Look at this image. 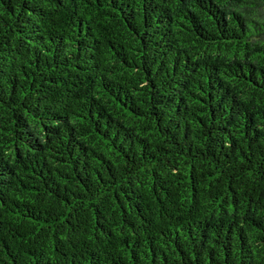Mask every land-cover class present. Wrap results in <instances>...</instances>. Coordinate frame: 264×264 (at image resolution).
I'll return each instance as SVG.
<instances>
[{"label": "trees", "instance_id": "trees-1", "mask_svg": "<svg viewBox=\"0 0 264 264\" xmlns=\"http://www.w3.org/2000/svg\"><path fill=\"white\" fill-rule=\"evenodd\" d=\"M0 264H264V0H0Z\"/></svg>", "mask_w": 264, "mask_h": 264}]
</instances>
